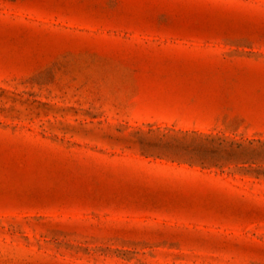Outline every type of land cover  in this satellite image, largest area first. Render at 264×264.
<instances>
[{"label": "rangeland", "instance_id": "rangeland-1", "mask_svg": "<svg viewBox=\"0 0 264 264\" xmlns=\"http://www.w3.org/2000/svg\"><path fill=\"white\" fill-rule=\"evenodd\" d=\"M0 264H264V0H0Z\"/></svg>", "mask_w": 264, "mask_h": 264}]
</instances>
